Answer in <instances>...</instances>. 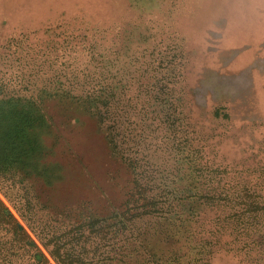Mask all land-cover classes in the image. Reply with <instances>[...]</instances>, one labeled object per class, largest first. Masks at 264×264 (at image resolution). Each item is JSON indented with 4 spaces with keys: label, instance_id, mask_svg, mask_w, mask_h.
Masks as SVG:
<instances>
[{
    "label": "rangeland",
    "instance_id": "374dc122",
    "mask_svg": "<svg viewBox=\"0 0 264 264\" xmlns=\"http://www.w3.org/2000/svg\"><path fill=\"white\" fill-rule=\"evenodd\" d=\"M128 1L0 0V45L5 48L0 49V79L10 70L26 74L33 88L42 87L49 79L65 83L69 79L64 72L70 65L68 56L76 59V64L70 60L74 69L82 70L89 64L102 71L100 49H114L121 76L127 71L135 74L131 96L140 95L144 100L141 92L149 84L158 94L154 107L143 111V116H138L140 110L131 114L136 124L140 122L134 133L144 135L141 145L147 141V147H153L146 151L157 163L150 185L167 189L168 196L182 207L180 214L176 209L166 213L182 220L167 231L168 235H162L165 241H156L158 247L177 252L186 263L191 260L190 264H264V213L259 208L250 212L244 204V198L254 191L237 192L243 186H227L222 195L227 199L217 200L230 206L227 211H217L214 206L218 201L200 197L208 192L194 170L201 160L227 167L223 177L243 184L264 181V0H160L145 13ZM13 37L27 49L8 50L7 41ZM172 55L176 58L170 65L167 59ZM86 56L94 61L87 63ZM128 62L130 69L125 66ZM144 63L147 65L142 68ZM175 67L181 76L176 102L183 111L181 117L187 115L185 129L197 138L194 146L183 134H172L171 122L158 126L151 120L156 115L153 111L159 114L162 100H167L165 85L169 80L163 78ZM46 102L55 118L51 116L38 129L40 144L47 152L39 161L47 164L46 176L52 187L47 193L43 187L46 178L30 179L42 200L72 208L90 201L102 216L123 209L135 177L113 152L106 130L82 106L54 98ZM217 108L222 110L220 116ZM162 140L170 143V152L156 151ZM255 195L264 202V191L258 189ZM243 204L249 210L244 214ZM202 211L199 230L202 223L207 230L215 227V220H211L217 216L224 219L231 211L250 223L259 215L260 231L254 239L262 250L242 252L238 249L242 242L233 241L228 230L222 237L210 239L216 244L208 243L205 237L206 241L202 240L200 234L191 236L194 230L190 232L188 226Z\"/></svg>",
    "mask_w": 264,
    "mask_h": 264
},
{
    "label": "trees",
    "instance_id": "16d2710c",
    "mask_svg": "<svg viewBox=\"0 0 264 264\" xmlns=\"http://www.w3.org/2000/svg\"><path fill=\"white\" fill-rule=\"evenodd\" d=\"M128 2L132 8L144 13L151 9L153 2L160 4V0ZM177 33L175 30L173 34ZM6 46H9L8 50L27 49L23 42L14 37L7 41ZM171 46L172 49L177 48L175 45ZM0 49L5 48L0 45ZM19 52L20 50L17 54ZM98 55L104 62L102 71L89 64L82 70L74 69L71 61L75 63L76 59L68 56L71 61L67 60L70 65L64 69V72H67L66 78H69L65 83L49 79L42 87L33 88L26 74L19 71L10 73V70L0 79V264L192 263L191 260L186 263L184 257L177 252L158 247L156 242L165 241V236L162 239V235H168L167 231L177 227L176 223L182 220L180 217L174 219L170 214L166 215L174 209L180 214L181 204H177V200L171 195L169 197L167 189L161 185H150L149 181L154 178L157 166L154 158L149 157L146 152L152 145L147 147V141L141 145L144 135L134 133L138 130L140 122L136 124L131 114L140 110L138 116H143V111L154 107L155 97L158 95L155 94L156 88L151 84L145 85L146 89L141 92L144 100L140 99V95L131 96L130 90L135 84L132 79L134 72L127 71L121 76L117 70L118 60L114 49L104 47ZM86 57L87 63L94 61L93 58ZM175 58L176 55H172V59H167V63L172 65ZM145 65L147 63H144L142 68ZM125 66L130 69L131 64L128 62V66ZM145 72H148V68ZM178 72L176 67L172 68L168 77L163 78L165 81L169 80L165 85L167 100H162L159 114L157 110L153 111L156 115L151 120L158 126L165 121L168 124L171 122L172 134H183L188 144L194 146L193 141L197 138L192 137L193 131L185 129L187 115L181 117L183 111L177 103L178 99L176 100V86H179L181 77ZM119 77L120 81H116ZM47 98H54L59 102L66 100L82 106L83 110L96 117L106 130L113 152L127 164L135 177L134 187L127 194L123 209L114 211L112 215L102 216L91 207L90 201H83L74 208L52 201L50 204L42 200V195L30 183V179L35 176L44 177L45 191L48 193L52 187L46 176L47 164L39 161L47 152L40 144L38 129L45 126L51 116L55 118L49 111ZM137 100L139 102L134 105ZM220 111L221 108H217L216 115L220 116ZM155 149L163 150V153L170 152L171 145L162 140L161 145ZM190 152L193 153L192 157H196L192 149ZM34 161L40 163L43 168L37 167ZM209 163L199 160V165H194L202 188L208 192L201 195V198L211 202L218 201L214 208L217 211H227L226 208L230 205H227V202L222 204L219 200L227 199L222 197L227 192V186L236 189L241 185L243 187L238 188L237 192L254 191V195L244 198V204L251 208L250 212H254L252 208H259L258 211L264 213V202L259 201L261 196L255 195L258 189L264 191V181L257 179L253 184H243L235 178L223 177L227 167L222 169L221 166L215 167ZM206 172L207 177L203 176ZM195 194H199L197 189ZM244 204L246 210L243 209L242 214L249 211ZM202 213L205 211L197 217H201ZM227 215L224 219L217 216L211 220H215V227L209 230L203 223L199 225L201 230L198 229L200 218L191 222L188 226L190 232L194 230L191 236L200 234L199 236H203L202 240L209 239V243L211 238H220L228 230L231 232L230 237H234L233 241L242 242L238 246L242 252L262 250L254 239L260 231L257 228L260 225L259 215L254 218V223H250L249 219L245 220L242 215H233V211ZM211 243L216 244L214 241H210Z\"/></svg>",
    "mask_w": 264,
    "mask_h": 264
}]
</instances>
